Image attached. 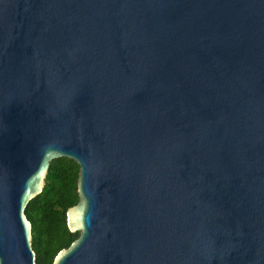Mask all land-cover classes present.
<instances>
[{"label":"water","instance_id":"95a60500","mask_svg":"<svg viewBox=\"0 0 264 264\" xmlns=\"http://www.w3.org/2000/svg\"><path fill=\"white\" fill-rule=\"evenodd\" d=\"M62 158L52 264H264V0H0V264Z\"/></svg>","mask_w":264,"mask_h":264},{"label":"trees","instance_id":"16d2710c","mask_svg":"<svg viewBox=\"0 0 264 264\" xmlns=\"http://www.w3.org/2000/svg\"><path fill=\"white\" fill-rule=\"evenodd\" d=\"M78 164L62 158L50 163L41 194L30 201L26 216L32 224V247L36 264H52L61 250L68 248L79 233L68 228L67 213L79 201Z\"/></svg>","mask_w":264,"mask_h":264}]
</instances>
